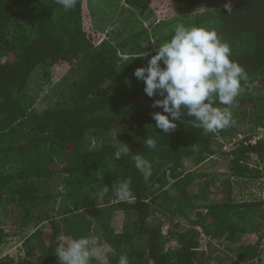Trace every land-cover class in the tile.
Here are the masks:
<instances>
[{"label":"trees","instance_id":"obj_1","mask_svg":"<svg viewBox=\"0 0 264 264\" xmlns=\"http://www.w3.org/2000/svg\"><path fill=\"white\" fill-rule=\"evenodd\" d=\"M177 23L217 29L247 73L234 103L215 105L234 122L214 133L187 115L169 133L156 128L162 97L149 98L133 75ZM55 74L53 98L38 108L35 93ZM258 130L264 0H77L70 11L0 0V216L14 231L0 225V246L21 239L20 254L0 252V264H58L60 236L96 238L101 264L121 253L130 264H264V188L238 192L241 182L264 186V140L247 142ZM118 141L130 153L116 159ZM137 154L152 164L147 182ZM217 160L223 170L204 167ZM116 180L130 181L128 200L114 196Z\"/></svg>","mask_w":264,"mask_h":264},{"label":"clouds","instance_id":"obj_2","mask_svg":"<svg viewBox=\"0 0 264 264\" xmlns=\"http://www.w3.org/2000/svg\"><path fill=\"white\" fill-rule=\"evenodd\" d=\"M55 2L70 11L77 0ZM226 8L231 11L230 7ZM231 55L230 44L220 37L217 29L177 23L169 39L147 59L146 66L137 67L133 72L137 80L143 82V91L149 98L162 97L152 104L162 110L151 114L155 127L169 133L176 129V122L184 115L194 117L192 125L206 133H214L233 123L231 111L215 106L217 102L232 105L241 92V80L247 78L244 68L231 59ZM144 143L150 149L157 147L156 139L151 137ZM115 147L113 158L130 153L125 143L118 141ZM133 159L135 168L146 182L149 181L153 174L150 161L139 154ZM111 191L116 198L128 200L132 195L130 181L116 180ZM58 241L54 251L58 264H91L94 258L106 255L89 237L60 236ZM118 264H130L127 253L120 254Z\"/></svg>","mask_w":264,"mask_h":264},{"label":"rangeland","instance_id":"obj_3","mask_svg":"<svg viewBox=\"0 0 264 264\" xmlns=\"http://www.w3.org/2000/svg\"><path fill=\"white\" fill-rule=\"evenodd\" d=\"M62 75L61 74H55L54 77L51 79V83L49 82L48 84L43 85L42 87H40L37 91H36V96L38 99V108H42L44 106H46L48 104L49 100H52V92L53 90H55V87L59 84L60 82V77ZM223 162L221 160H217L214 164L212 163H206L204 167H206L207 169L210 168V171H221L223 170ZM264 188V186L260 183H258L257 181H251V182H241L239 183V191L238 192H242V194H244V196L248 195H253L254 197L259 196V194L261 193V188ZM242 190H241V189ZM58 209V208H56ZM60 210L63 209V204H60L59 207ZM121 221H122V217L121 216H117L114 219L113 225L115 228H119L121 225ZM0 225L3 226L8 232H14L12 229H9L10 227V222L8 220L7 215L0 216ZM43 225V224H42ZM40 225V226H42ZM31 228H30V232H31ZM21 240V239H20ZM20 240L19 239H14V238H6L5 243L0 246V252L1 254H10L13 257L17 256L20 254ZM93 240L96 243L97 246V239L93 238ZM262 244H264V237L261 241ZM104 250V249H103ZM98 262L100 263V260H103V255L96 257ZM101 264V263H100Z\"/></svg>","mask_w":264,"mask_h":264},{"label":"built area","instance_id":"obj_4","mask_svg":"<svg viewBox=\"0 0 264 264\" xmlns=\"http://www.w3.org/2000/svg\"><path fill=\"white\" fill-rule=\"evenodd\" d=\"M237 139H246V138H243V137H240V136H237ZM236 139L232 140V144L233 142L235 141ZM260 140H264V131H261V130H258L256 131L255 133H253L250 137H248V140L247 142L250 143V144H255L256 142L260 141ZM222 142V141H221ZM222 145L224 147H228L230 145H227L226 142H222Z\"/></svg>","mask_w":264,"mask_h":264}]
</instances>
